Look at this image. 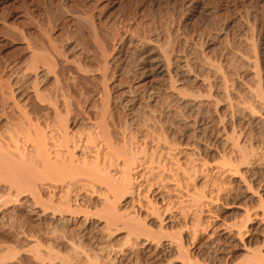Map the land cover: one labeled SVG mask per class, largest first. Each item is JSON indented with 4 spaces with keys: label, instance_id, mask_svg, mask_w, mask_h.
I'll return each instance as SVG.
<instances>
[{
    "label": "rangeland",
    "instance_id": "obj_1",
    "mask_svg": "<svg viewBox=\"0 0 264 264\" xmlns=\"http://www.w3.org/2000/svg\"><path fill=\"white\" fill-rule=\"evenodd\" d=\"M33 48L50 58V77L32 73ZM162 52L174 86L193 99L156 73ZM0 82V140L21 110L43 130L55 124L33 96L35 82L46 98L70 101L61 111L74 137L91 132L104 95L114 134L190 145L210 164L230 154L225 134L240 137L261 158L244 173L264 206V0H0ZM86 177L60 193L0 177V264H264V219L245 213L259 203L235 181L219 183L218 201L167 230L182 234L180 254L158 243L134 247L106 227L103 195ZM208 177L198 189L210 191L217 177Z\"/></svg>",
    "mask_w": 264,
    "mask_h": 264
},
{
    "label": "bare ground",
    "instance_id": "obj_2",
    "mask_svg": "<svg viewBox=\"0 0 264 264\" xmlns=\"http://www.w3.org/2000/svg\"><path fill=\"white\" fill-rule=\"evenodd\" d=\"M35 48L31 51V66L29 64L32 73L36 78L40 75L50 77L53 70L51 62L47 61L50 58L46 60L43 56L44 60L42 53L34 50ZM50 50L57 53L56 47H50ZM161 55V60L155 63L156 73L170 76L173 90L180 99L191 98L176 89L171 77L170 59L163 52ZM251 64L249 62L250 66L253 65ZM102 66L104 69L101 68V73L104 75L106 59ZM37 83H33V96L42 104L47 103L57 120L55 124L47 125L46 130H43L38 119L33 120L21 110V118L14 120L13 130L11 129L14 133L18 132V135L12 136L13 133L7 131L8 136L0 140V177L17 183L15 187L20 184L22 187L23 183L29 190L36 188L38 192V188L48 193H60L66 187L69 190L71 184L73 186L75 183L84 182L83 177L87 176L86 178L91 180L93 191L100 190L97 192L105 197L102 196L100 202L103 205L102 211L105 208L104 216L107 215L106 219L103 217V220H107L104 222L106 227H114L116 232L122 230L126 241L134 247L158 243L180 254L184 253L185 249L182 234L180 236L178 232L176 236L167 230L173 228L179 216L187 220L186 216L193 213L195 215L218 201L223 191V186L219 184L222 181H235L245 187L246 193L257 199L260 207L252 213L246 210L248 219L252 216L264 219L263 203L252 193V187L244 173L247 167L259 168L261 158L254 152L253 147L252 152L244 149L240 144V137L225 134L223 141L225 145H230V154L220 155L216 162L214 160L210 164L190 145L174 146L164 139H159L155 146L127 138V135L121 136V133L114 134L115 131H112L108 121L109 98L103 95L102 110L92 123L91 132L75 138L70 133L68 121L62 117L63 109L68 113L71 111L70 101L63 93L59 97L57 92L53 98H46ZM192 97L194 103L199 102L197 96ZM259 100L264 107V101ZM210 173L217 177L210 191L198 189L196 180L208 179ZM10 177L12 179L9 180ZM258 190L259 188H255V191ZM242 233L241 226L237 236H242ZM255 256H261V253Z\"/></svg>",
    "mask_w": 264,
    "mask_h": 264
}]
</instances>
